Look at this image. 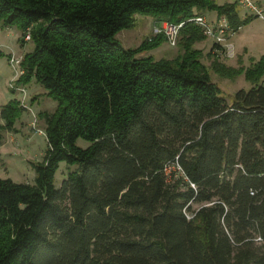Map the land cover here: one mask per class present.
<instances>
[{
	"label": "trees",
	"instance_id": "obj_1",
	"mask_svg": "<svg viewBox=\"0 0 264 264\" xmlns=\"http://www.w3.org/2000/svg\"><path fill=\"white\" fill-rule=\"evenodd\" d=\"M210 11L251 19L237 1L0 0V26L33 44L15 85L57 102L34 181L0 178V264H264V54L230 69L250 87L228 103L187 21ZM137 14L184 21L174 58L145 53L162 35L118 42ZM23 109L0 107V142ZM60 162L75 168L56 187Z\"/></svg>",
	"mask_w": 264,
	"mask_h": 264
},
{
	"label": "rangeland",
	"instance_id": "obj_2",
	"mask_svg": "<svg viewBox=\"0 0 264 264\" xmlns=\"http://www.w3.org/2000/svg\"><path fill=\"white\" fill-rule=\"evenodd\" d=\"M226 0H218L222 3ZM258 8L263 10L264 16V0H253ZM239 15L245 17L251 16V19L241 26L238 33L230 35L226 45L222 48L213 46V41L209 38H202L194 43L193 47L202 50L200 61L207 67L211 79L220 86L224 97L230 103L236 90L240 88L248 89L250 83L245 80L244 73H238L232 70L240 68L244 70L255 62L262 54H264V18H259L255 12L246 8L238 7ZM214 12V11H213ZM215 13L204 12L207 19L214 17ZM138 15L135 19L136 26L139 27L141 21H148ZM215 20V19H214ZM142 31L135 28H125L117 34L118 42L124 48H134L138 46L142 39L150 31V22ZM151 33V32H150ZM22 34L17 26L1 27L0 26V107L10 100L16 98L22 101V95L19 90H12L10 85L16 83L19 71V65L11 63V55L14 57H22V55L31 50L33 44L29 40H25L23 44L19 41ZM151 36V34H150ZM149 37V36H147ZM230 41L233 43L235 50H232ZM159 47L151 51L154 59L160 57L172 59L179 52L180 47L176 44L170 46L165 41H161ZM148 51L145 53L147 54ZM223 64L224 67L220 71L215 70L214 61ZM232 69V70H230ZM17 85H21L17 83ZM26 95L24 97V109L20 111V115L14 123V130H4L3 138L0 142V178H10L15 182L32 183L36 176L34 163L42 160L47 149V141L44 134L45 122L41 117L42 112L50 113L57 105V102L46 95V89L37 83L34 78L24 85ZM21 105V104H20ZM0 123L3 120L0 118ZM77 144L86 146L87 142L78 139ZM72 166L68 168L64 162H60L55 171L53 183L59 187L62 179L67 175L69 170L74 169Z\"/></svg>",
	"mask_w": 264,
	"mask_h": 264
},
{
	"label": "built area",
	"instance_id": "obj_3",
	"mask_svg": "<svg viewBox=\"0 0 264 264\" xmlns=\"http://www.w3.org/2000/svg\"><path fill=\"white\" fill-rule=\"evenodd\" d=\"M236 1L238 5H240L242 8L251 10L255 12V14L258 17L264 18L263 10L258 8L253 0H236ZM187 21L193 22L195 25H197L201 33L205 37L211 39L214 43H217L220 47H224L226 45L228 37L238 31V30L234 31L230 27L227 19L224 16L216 17L215 20H209L205 17L203 13H199V14H196L188 18ZM183 23L184 21H181L179 23H173V22H168V21L154 20L151 25V36L162 35L164 36L165 41L170 46H175L177 44L178 37H179V31ZM29 39H30L29 30H26V33L24 35V40H29ZM21 59L22 57L17 58L12 55L9 59L11 63L19 65V71L16 72L18 76L22 73V68L20 65ZM10 87L13 90H19V93L22 95L21 96L22 101L20 102L19 100V102L22 106H24L25 105L24 97L26 95V90L24 86L15 85V83H12Z\"/></svg>",
	"mask_w": 264,
	"mask_h": 264
},
{
	"label": "crops",
	"instance_id": "obj_4",
	"mask_svg": "<svg viewBox=\"0 0 264 264\" xmlns=\"http://www.w3.org/2000/svg\"><path fill=\"white\" fill-rule=\"evenodd\" d=\"M216 1H218V0H216ZM226 1H236V0H226ZM226 1H223V2H226ZM223 2H222V3H223ZM238 7H241V6L238 5ZM211 12H212V13H215V12H213V11H211ZM203 14H204V13H203ZM240 16H241V15H240ZM145 17H146V19L151 20L150 25H152V23H153V21H154L155 19H154L153 17H151V16H144L143 18H145ZM216 17H217V15H216V13H215V14H214V17L210 18V20H214V19H216ZM136 18H137V15L135 16V19H136ZM259 18H260V17H259ZM261 19H262V18H261ZM149 20H148V21H149ZM148 21H146V22H145V21H141V23L139 24V27L136 26V24H135V22H134V25H133L131 28L138 27L137 29H140V30H141L140 33H141V35H142V31H143V29H144L145 27H147V24L149 23ZM5 28H6V27H5ZM240 28H241V27H240ZM240 28H239V29H240ZM149 30H150V31L148 32V34H146V35L144 36L143 39L147 38V36L150 37V34H151V33H150V32H151V26H150ZM238 32H239V30H238L236 33H238ZM236 33H235V34H236ZM235 34H234V35H235ZM143 39H142V40H143ZM166 43H167V42H166ZM160 45H161V44H160ZM160 45H159V46H160ZM230 45L232 46V47H231L232 50H235V47H236V46H234L233 43H232L231 41H230ZM159 46H157V47H159ZM157 47H156V48H157ZM153 49H155V48H153ZM153 49L148 50L147 54L151 55V53H152L151 51H153ZM151 56H152V55H151ZM160 58H163V57H160ZM10 99H12V98H10ZM4 104H5V103H4Z\"/></svg>",
	"mask_w": 264,
	"mask_h": 264
}]
</instances>
